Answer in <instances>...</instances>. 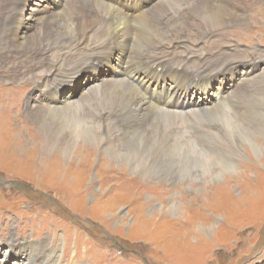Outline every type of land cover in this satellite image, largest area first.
I'll use <instances>...</instances> for the list:
<instances>
[{"label": "rangeland", "instance_id": "obj_1", "mask_svg": "<svg viewBox=\"0 0 264 264\" xmlns=\"http://www.w3.org/2000/svg\"><path fill=\"white\" fill-rule=\"evenodd\" d=\"M85 1L79 2L84 4ZM124 1L131 14L146 4L144 0ZM163 1H167V6L153 17L155 41L166 48V54L162 55L164 66L168 72H180L187 88L201 86L197 91H187L184 84L182 87L179 83L177 91L181 93L175 97L185 103L181 108L183 111L199 109L196 113L200 112L207 120L197 122L193 116L195 112L183 119L167 115L170 122L164 125L160 121V128L166 126V138L174 145L165 142L167 145L162 151L157 149L156 141H149L142 135L143 129L140 135L123 132L113 114L108 116L116 125L102 121L105 120L101 118L102 113L111 107L96 106L97 98H103L99 93L87 97L76 115L75 112L70 114V118L75 117L72 122L52 113L45 114L49 120L46 125L29 120L25 108L28 98L37 97L43 103L58 104L80 99L87 87L101 80L125 77L124 73L126 75L129 70H123L127 50L122 46H115L107 53L100 52L82 63L77 72L84 67L85 73L78 72L75 76L76 71L70 67L71 73L58 75L57 80L52 81L49 93L40 84L42 77H35L33 84L20 80L24 69L20 72L0 71L1 250L7 249L10 238L14 237V246L18 247L16 252L23 250L21 245L25 242L46 241L47 249L55 250L60 258L74 257L77 264H264V136L260 135L264 132V77L261 80L255 77L264 73V0H182L179 4ZM27 12L30 18L58 14L55 0H34ZM214 13L235 14L241 18L228 20L233 23H226L228 27L205 31L203 26L209 24L208 19ZM97 16L101 24L95 33V41L105 42L109 39V31L103 25L104 18ZM26 17L21 23L30 19ZM79 17L74 21L77 22ZM19 23L15 20L14 29L20 28L15 37H25L30 26ZM59 25L56 22L57 30ZM223 28L228 31L219 33ZM76 36L73 35V39ZM181 36L189 41H178ZM134 37L132 44L136 40L137 55L143 53L148 60V50L141 36ZM240 67L247 68L248 72L244 73L248 74V80L235 88V92L223 94L216 102L211 90L202 92L209 88L206 82L213 78V73ZM194 73L199 74L198 80L192 77ZM142 74L140 72L138 77ZM14 77L18 78L15 82L12 81ZM121 80V84L125 80V83L139 87L126 78ZM147 80L155 85V89L149 91H165L158 96L161 104L162 95L172 96L167 93L166 85L160 88L161 84L156 83H169L168 78L152 75ZM23 89L19 98L21 103H17L15 111L10 101L12 90ZM155 100V97L151 99ZM128 102H139L138 109L130 106V111L137 113L149 103L139 100L136 95H129ZM210 110L213 114L206 116ZM229 119H237L236 131L225 132ZM246 125L249 128L240 131ZM77 127L83 136H76L74 151L66 153V157L61 150L43 149L44 130L47 137L53 138V132L61 130L72 134L71 130ZM84 128L95 130L96 139L85 138ZM243 131L247 139H244ZM255 147L262 149V156L257 158L252 154ZM140 148L146 149L143 161L149 155L154 159L151 163L156 174L151 173L148 164L144 169L138 167V171L123 165L121 159L132 161L130 153ZM169 168L174 172L170 173ZM14 257L22 259L21 254Z\"/></svg>", "mask_w": 264, "mask_h": 264}, {"label": "bare ground", "instance_id": "obj_2", "mask_svg": "<svg viewBox=\"0 0 264 264\" xmlns=\"http://www.w3.org/2000/svg\"><path fill=\"white\" fill-rule=\"evenodd\" d=\"M33 1L34 0H0V71L1 72H3V71L20 72L22 69H24L25 72L23 71L24 73H22V77L20 78V80L28 81L30 83L35 84V77L36 78L42 77V82L40 84H41L42 88L45 90V92L49 93L48 90L51 89V87L53 86V85H51V83L54 79H56V77H58V75H64L65 73L69 74V73H71L70 72L71 69L73 71H76L75 76L78 74V72L83 73L84 67H83V69L80 68V70L77 72L78 68L81 66L82 63L90 61L94 56L96 57L97 54L100 55L99 54L100 52L104 51V53H107L109 51V49H111L115 46H122L127 50V55H126V58L124 61L123 70H125V71L129 70L128 72H126V75L124 73L125 77H123V78L128 79L134 85H139V87L135 88L134 86H132L128 83H125V80L122 82L123 84H121L120 81H122L121 79H123V78L106 79V80H101V81H99L93 85H91L92 84L91 83L90 84L91 86L87 87L86 90L83 93H81L82 97H80V99H76V100H74V99H71L68 101L64 100L63 102L60 100L62 103L55 104L54 102L43 103V100H41L40 98H37V97H35L33 100H30L28 98L25 101V105H26L25 108H26L27 116L29 117V120H31L34 124L46 125L49 123V120L46 119L45 114H51L52 113V114L60 115V117L63 120H67L69 122H72L75 119V117L70 118V114L71 113L73 114V112H75L74 115H76V111L81 108V106L83 105V103L87 99V97H89L90 95H96L99 93L100 95L103 96V98L101 99L100 97H98V98L96 97L97 98L96 106L109 105V107H111L109 111H107L106 113H102L104 116H102V117L100 116L101 118H105V120H102V121L112 122V120H110L111 117L109 119L108 115L113 114L114 120L119 122L118 125L121 127L123 132H126V131H129V133L138 132V134L140 135V132L143 129L142 132H144V134H142V135L147 136L149 141H156V143L158 145L157 149L159 151H162L166 147L167 144L171 145V143H173V141L167 140V138H166L167 137L166 126H164L163 129H161L160 128V121H162L165 125V123L170 122V119H168L166 117L167 115H172V116H177L179 118H182L188 114H191L194 112L196 113V111H198L199 109L188 110L186 112L183 111V109H181V108L185 107L184 106L185 103L183 102V100L177 99L175 97V95H179L181 93V92L177 91V89H178L179 83L183 87L184 81H182V75L180 72H168L166 70V68L164 66L163 56H162L163 53H165L164 51L166 48L161 47L162 45L159 46L157 44V42L155 41L154 17L153 16L155 13H158V12H160V14H161V11L163 9H165V7L167 6V1L144 0L146 2V4L144 5L143 9L138 8L137 13L131 14L129 7L127 6V4L124 0H90V1L86 0L84 4L79 2L80 0H55V4L57 6V13L58 14H56L54 16H52V14H49L47 17L42 16L43 18H39L37 15H33L30 18L29 12L26 13V11L28 10V6L31 5ZM131 1L132 0H129V2H131ZM181 1L182 0H172L171 2L179 4V3H182ZM173 5H175V4H173ZM20 7H23V9H25L26 11H22ZM194 7H195V5H194ZM78 10H80V11H78ZM42 11H43V9H42ZM211 13H213V12H211ZM97 15L104 18V20L102 21L103 25L106 27L105 29L109 31V39L106 40L105 42L95 41V33L97 31L98 26L101 24V21L98 19L99 17ZM188 15H189V12H188ZM25 16H28L26 18H30V19L24 23H21L22 20H25ZM211 16L212 17H209V19H208L209 21L207 22L209 24L203 26L205 31H208V30L215 28V27H228V26H225L226 23H229L230 25L233 24L232 22H228V20L238 21L239 18H241V16L237 17L235 14H229V13H224V14L214 13ZM76 17H79L77 22L74 21L76 19ZM182 17H183V15H182ZM15 20L19 21L22 25L28 24L30 26V29L25 31V34H27V35H25L26 38L25 37H19L20 38L19 39V38L15 37L16 33L20 30L19 27L17 29H14L16 26V24H14ZM183 20H184V18H183ZM56 22H58V24H60L59 25L60 27L58 30H57ZM138 25L141 28V33H139V35L141 36V39L144 43V47H147V50H148V60H146V57L143 53H142V55H140L139 54L140 52H138V55H137V52L135 49V48H137L136 40L132 44V41L135 38L134 35L139 36L138 35ZM95 27H96V29H95ZM166 29H168V28H166ZM199 29L202 30V27ZM181 31H183V30H181ZM227 31H228L227 28H223V29H221V31L219 33H225ZM167 32H168V30H167ZM212 32H215V31H212ZM132 33H135V34L133 35ZM207 34L208 33H206V35ZM73 35H77L75 39H73V37H72ZM177 35H179V32ZM183 39L185 42L189 41L185 36H181V38H177L178 41H181ZM131 44H132V48H131ZM189 45H191V44H189ZM220 49L222 50L223 48H220ZM194 50H195V48H194ZM131 51L134 52L135 55H132ZM197 51H198V48H197ZM168 54H170V53H168ZM199 54H200V52H199ZM166 59H168V58H166ZM181 62H182V60H181ZM132 63H133V66H130V64H132ZM172 63H173V61H172ZM139 65H141L140 68H139ZM170 66H172V65H170ZM70 67H71V69H70ZM149 68H150V70H149ZM232 70H233V72H241V73H236V74H227L226 73V72H232ZM177 71H178V69H177ZM254 71H256V70H252V72H254ZM140 72H143V74L138 77ZM154 72H157L158 74H156ZM244 72H248L246 67H240L239 69L229 68V69H226L225 71H223L221 73H213V78L211 80H209L208 82H206V84L209 88L202 89V92L211 90L215 94L214 102H216L221 98V96L223 94H227L232 90L234 91V89L237 88L240 84H243L246 82L244 80L248 77V74L244 73ZM185 73H186V71H185ZM152 75H156L158 77H165V78L169 79L170 84L165 83V82L160 83V81L156 82L157 84H161L160 88H162L163 85H166V87L168 89L167 93L172 94L171 97H169V94L162 95L160 97L163 100L162 104L159 102L158 96L160 95V93L165 92V91H163V90L162 91H149L150 88L155 89V85L154 84L152 85V81L147 80V77L152 76ZM75 76H72V77H75ZM89 76L90 75L86 76V78ZM192 77L194 78V80H198L199 74L194 73L192 75ZM255 77L257 79L261 80L264 77V73H261ZM59 78H61V77H59ZM17 79L14 77V79L12 81L15 82V81H17ZM9 80L10 79H8L7 81H9ZM90 80H91V78L87 79L84 82V84ZM246 80H248V79H246ZM168 84H169V87H168ZM36 86H39V84L37 83ZM80 86L82 87L83 85H80ZM80 86L78 87L79 89H80ZM184 86H185V84H184ZM102 87H104L103 90H102ZM141 87H143V88H141ZM200 87L195 88V89H189L185 86V88L188 89L187 91H189V90H196L197 91L198 89H200ZM24 89L26 90V87ZM24 89L19 91V92H18V90H16V91L12 90L14 98L9 97L10 101L13 103L12 108L15 109V111L17 109V106H16L17 103L19 105L21 103V101H19V98L24 93ZM187 91H186V93H187ZM20 93H22V94H20ZM150 94L153 97H155V99H156L155 101H151V99H153V97ZM129 95H136V96H138L139 100H142L144 102L149 101V103L147 104V106L145 105L144 108H142L141 110H138V113L135 110L130 111L131 105L134 107H137V109H138L137 104L139 102L138 103L128 102ZM231 95H229V96H231ZM119 97H121V98L118 99V101H117L116 99ZM186 97H187V95H186ZM115 101H117V103H116V105H113L114 104L113 102H115ZM259 101H261V100H259ZM171 103H172V105H171ZM252 103H253V101H252ZM157 105H159L160 107H157ZM13 106H15V107H13ZM179 108H180V110H175V109H179ZM97 109H98V107H97ZM92 110H95V109L92 107ZM202 110H203V108H202ZM195 113L193 116L195 117L197 122H204V119H205V121L207 120V118L203 117V115L200 114V112L196 113V114ZM210 114H213L212 110L208 111V113L206 112V116L210 115ZM164 117H165V120H163ZM188 120H190V119H188ZM83 124L85 126H88L85 123H83ZM112 124L116 125V123H114V121L112 122ZM189 124H191V123H189ZM166 125H168V124H166ZM236 126H237V119H234V120L229 119L228 124H227V129L225 132H227L228 130L236 131ZM87 128H84L85 131H83V133H87V137L85 136V138H87L88 140H95L97 137V135H95L96 131L91 130V129H87ZM248 128L249 127L247 125L242 126L240 131L246 130ZM74 129L75 130L70 129L72 134L66 133L65 131H61L59 129L60 131H56V132L52 133L53 138L47 137L46 136V130H44L43 133L41 132L45 138L43 140V146H42L43 149L45 151L61 150V153L63 154V156L66 157L67 156L66 153H71L72 151H74V147H75L74 144H75L76 138L79 136H83V134L80 133L81 130L79 131V127L74 128ZM259 129H261V128H259ZM146 130L149 133L145 132ZM123 132L121 133V135L123 134ZM242 134H243L244 139H247V137H245L244 131ZM260 135L264 136V132L261 133ZM131 137H133V136H131ZM120 139H122V138H120ZM98 142H100V141H98ZM165 142H167V144H165ZM248 142H249V140H248ZM250 142L248 145H250ZM99 145L103 146L102 143H100ZM147 145L148 144H145L144 147L148 148ZM173 145H174V143H173ZM120 147H121V145H120ZM257 147L252 149L251 152H253L252 154L258 158V157L262 156L263 153H262V149L257 148ZM43 149H42V151H43ZM145 151H146V149L144 150L142 148H140L139 150L134 149L130 153L133 160L131 161L130 159L129 160L121 159L124 163L123 165L125 167H128L132 171H138L139 170L138 167H142V169H144V166L146 164H148V165H151L150 166L151 173L156 174V172L154 171V168L152 167L154 164L151 163V161H153L154 159L153 160L150 159L149 158L150 155H149L146 160H144V161L142 160V156L144 155ZM109 154H110V152H109ZM212 154H213V152H212ZM160 161H162V160H160ZM169 170L171 171L172 168H169ZM173 172L174 171H171L170 173H173ZM206 172H208V171H205V173ZM177 204H179V203H177ZM231 214H233V210H232ZM15 240L16 239L14 237H11L10 242L7 246V249H5V250L0 249V264H67V263L77 264V261H75L74 257L70 258V259H66L65 257L60 258V256L56 255L57 252L55 250L47 249L48 244L46 241L40 242V241L32 240V241L25 242L24 244L21 245V247H23V250L16 252V249L18 247L14 246ZM15 254H21L22 259L19 260V259L15 258L14 257ZM66 260H68L67 263L64 262Z\"/></svg>", "mask_w": 264, "mask_h": 264}]
</instances>
